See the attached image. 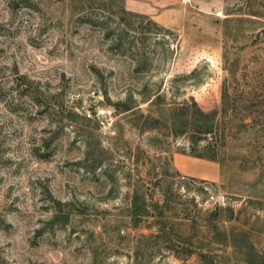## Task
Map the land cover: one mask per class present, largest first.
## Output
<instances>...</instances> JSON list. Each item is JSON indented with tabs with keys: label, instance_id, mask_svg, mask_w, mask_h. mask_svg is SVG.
Segmentation results:
<instances>
[{
	"label": "rangeland",
	"instance_id": "374dc122",
	"mask_svg": "<svg viewBox=\"0 0 264 264\" xmlns=\"http://www.w3.org/2000/svg\"><path fill=\"white\" fill-rule=\"evenodd\" d=\"M188 246L264 264V0H0V264Z\"/></svg>",
	"mask_w": 264,
	"mask_h": 264
},
{
	"label": "trees",
	"instance_id": "16d2710c",
	"mask_svg": "<svg viewBox=\"0 0 264 264\" xmlns=\"http://www.w3.org/2000/svg\"><path fill=\"white\" fill-rule=\"evenodd\" d=\"M125 14H129V15H135V16H140V17H144L142 16L141 14H134L132 12H129L127 10H123ZM153 102L155 103H159L158 100H154ZM115 107L118 109V110H121V111H128V110H131L134 106L133 105H130V104H126L124 102H116L115 104ZM228 107H230V95H229V88L227 86H224L221 90V109L220 111L222 112L223 115H226L227 114V111H228ZM146 119H148V117H146ZM153 120V119H152ZM147 121V120H146ZM154 121L156 122H159V121H162V120H159V118H154ZM153 125V123H150L149 125H146L144 126V130L146 129H149L151 127H155V126H151ZM101 165V162L97 163L95 165V167H99ZM139 199L140 197L138 196V193L136 194L135 198H134V205H133V208H132V211L135 215H144L142 210L140 209V205L138 204L139 203ZM143 205V204H142ZM145 212V211H144ZM161 231H163L164 229L163 228H160ZM212 231H216L215 233H217V236H215V242H218V241H221L222 240H227V241H232L234 242L235 239H234V236L232 235V233H224L225 236H221L220 233H221V230H218V227L216 225V228H213ZM219 236V237H218ZM162 237V235L160 236ZM193 242H189V244L191 245ZM174 245H169V249H172L174 250L175 248H173ZM141 246H139V248L136 250V255H139V252L141 251ZM191 249H194L191 250ZM175 252V255L176 256H179L180 254H176V253H182V252H176L177 250H174ZM144 253V251H143ZM194 253L197 254L198 256V260H199V264H217V262L214 261L213 258L209 257L208 255V250H196L194 247H191V246H188L185 248V254L187 256H190V255H193ZM144 254H147V253H144ZM184 254V255H185ZM151 256V254H148ZM149 262L147 263H150V259L148 260ZM249 262L253 263L254 260H253V257L252 255L249 257ZM254 264V263H253Z\"/></svg>",
	"mask_w": 264,
	"mask_h": 264
}]
</instances>
